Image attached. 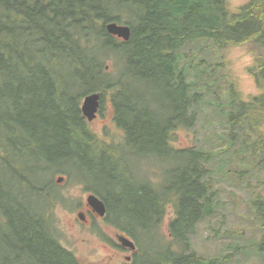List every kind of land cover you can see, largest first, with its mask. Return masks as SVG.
I'll list each match as a JSON object with an SVG mask.
<instances>
[{
	"label": "trees",
	"instance_id": "16d2710c",
	"mask_svg": "<svg viewBox=\"0 0 264 264\" xmlns=\"http://www.w3.org/2000/svg\"><path fill=\"white\" fill-rule=\"evenodd\" d=\"M245 7L234 12L227 0H0V195L11 175L36 196L33 207L20 210L11 202L0 204V252L6 255L0 264H81L61 245L54 212L69 198L56 175L99 196L110 221L114 216L118 230L137 247L140 235L153 230L160 242L170 209L169 240L153 264L225 263L200 256L192 245L198 225L218 212L212 171L205 166L212 155L173 147V134L194 126L198 114L193 108L202 101L180 66L184 46L198 41L220 49L264 44V20ZM109 23L128 25L130 40L110 35ZM259 58L262 75L254 76L262 89L264 57ZM137 81L142 82L139 90L132 87ZM150 81L162 98L158 111L144 96ZM92 94H100L101 110L110 97L121 140L98 138L89 126L81 106ZM255 101L264 102V93ZM254 104L241 103L239 117H230L231 138L238 124L255 130L261 123L254 112L245 114ZM255 132L252 153L264 166V135ZM130 156H179L181 163L160 185L147 164L141 174L129 176ZM35 168L32 182L28 174ZM141 175L148 179L140 182ZM89 178L116 185L117 194L101 196ZM252 205L263 230L254 250L264 254V200L259 197Z\"/></svg>",
	"mask_w": 264,
	"mask_h": 264
},
{
	"label": "rangeland",
	"instance_id": "374dc122",
	"mask_svg": "<svg viewBox=\"0 0 264 264\" xmlns=\"http://www.w3.org/2000/svg\"><path fill=\"white\" fill-rule=\"evenodd\" d=\"M227 2L236 12L245 6L248 0ZM255 44L220 49L213 47L209 41H198L184 46L179 59L180 66L187 69L188 81L191 82L193 91L200 94L202 101L196 103L193 108L198 114L194 126L180 128L173 134V147H194L211 153L212 156L205 166L212 171L210 177L218 201L217 214L205 218V221L198 225L192 245L200 256L206 259L220 257L225 259L224 264H264V254L254 250L255 243L263 237V230L255 218L257 207L252 205L259 197L264 200V166L261 165L260 158L254 156L251 148L258 136L255 130L264 135V102L255 101L256 98L262 97L264 83L261 82L262 89L259 88L254 76L262 75L259 56L264 57V50ZM141 83L137 81L132 87L139 90L137 86ZM148 83L145 84V99L158 111L162 98L153 90L155 83ZM241 103H255L256 106L249 107L245 114L247 116L251 111L254 112L257 115L253 119L261 123L255 126L258 128L255 130L250 125L238 124L234 131L236 134L231 138L230 120L239 117L237 109ZM113 111L110 97L105 98L99 117L89 124L98 138L109 142L121 140L123 135L115 125ZM179 156H167V159L162 160L130 156L127 160V173L129 176L141 174L139 171L147 164L158 177V180L155 179V173H152L149 179L153 177L154 182L167 184L171 178L168 171L181 163ZM36 173L35 168L28 174L32 182ZM60 177L56 175V181ZM139 179L140 182H145L148 177L141 175ZM4 180L5 195H0V204L7 205L11 202L18 210L27 206L33 207L32 201L36 196L32 190L14 176L8 175ZM88 180L90 187L101 196H108L111 192L117 194L116 185L105 186L103 182L95 183L91 178ZM58 185L61 186V192L69 198L67 205L57 207L54 212L61 245L74 254L81 264H124L118 260L123 258V255L132 256L134 264V252L129 250L130 248L124 252L117 247L120 243L115 236L116 228L106 224L103 218L88 214L86 199L94 192L70 180H63ZM169 211L163 219L159 238H167L172 216V211ZM79 212L86 213L87 222L79 219ZM111 220L117 222L114 216ZM156 233L157 231L153 230L140 235L139 247L142 252L136 264H153V261L156 262L162 257L159 250L163 244L162 241L156 240ZM116 252V257H112ZM2 259H6V255L0 252V260Z\"/></svg>",
	"mask_w": 264,
	"mask_h": 264
},
{
	"label": "water",
	"instance_id": "95a60500",
	"mask_svg": "<svg viewBox=\"0 0 264 264\" xmlns=\"http://www.w3.org/2000/svg\"><path fill=\"white\" fill-rule=\"evenodd\" d=\"M106 29L108 33L112 36H115L117 38H120L124 41H129L131 37V28L129 26L125 25H118L117 23H109L106 25ZM101 96L100 94H92L86 97V99L83 100L82 104V114L86 119H88L90 122L96 119L97 112L100 111L101 107ZM63 178L59 180V182H62ZM89 202V205L95 210V212H98L99 215L103 216L105 215V206L104 203L98 199V197L94 195H90L87 199ZM79 218L82 220H85L83 214H79ZM121 242L123 245L131 247L132 249H135V245L129 241L128 239L122 237Z\"/></svg>",
	"mask_w": 264,
	"mask_h": 264
},
{
	"label": "flooded vegetation",
	"instance_id": "af4514ba",
	"mask_svg": "<svg viewBox=\"0 0 264 264\" xmlns=\"http://www.w3.org/2000/svg\"><path fill=\"white\" fill-rule=\"evenodd\" d=\"M246 7V10H245V12H249L251 15H255L256 14V16H257V20H259V21H262V20H264V0H248V2H247V4L245 5ZM260 32H262L263 33V35H264V28L260 31ZM261 49L262 50H264V44H262L261 46ZM92 209H88V214H94L95 216H97V214L96 213H94V212H92L91 211ZM99 217V216H98ZM100 218V217H99ZM101 218H103V220L105 219V217H101ZM106 224H109V225H111L112 227H115L113 224H111V223H108V222H105ZM116 228V227H115ZM115 236H116V238H120L121 237V235H120V233L117 231V228H116V232H115ZM120 245V244H119ZM117 246V242L113 245L114 246V249H116V246L118 247V248H121L122 250H124V252L126 251V250H128L126 247H124L123 245H120V246ZM127 252V251H126ZM134 256H135V258H134V260H135V263L134 264H136V262H137V260L140 258V254L138 253L137 254V252H134ZM116 255H117V252L116 253H114L113 255H112V257L114 256V257H116ZM132 256H127V255H123V258H120V259H118L119 261H121V262H124V264H132V262H133V260H132Z\"/></svg>",
	"mask_w": 264,
	"mask_h": 264
},
{
	"label": "bare ground",
	"instance_id": "6f19581e",
	"mask_svg": "<svg viewBox=\"0 0 264 264\" xmlns=\"http://www.w3.org/2000/svg\"><path fill=\"white\" fill-rule=\"evenodd\" d=\"M128 26V25H127ZM132 31V30H131Z\"/></svg>",
	"mask_w": 264,
	"mask_h": 264
}]
</instances>
